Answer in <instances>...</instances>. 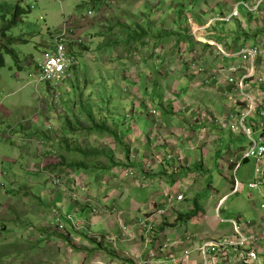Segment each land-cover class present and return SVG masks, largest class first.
<instances>
[{
    "label": "rangeland",
    "instance_id": "1",
    "mask_svg": "<svg viewBox=\"0 0 264 264\" xmlns=\"http://www.w3.org/2000/svg\"><path fill=\"white\" fill-rule=\"evenodd\" d=\"M198 1L204 3L205 1L209 2L206 3V6H203L205 13H202V16L205 21L213 19L215 16L226 14L223 11V8L226 7L225 2H229L228 0H117L116 2L118 3L115 4L113 3V0H0V58L3 59V65L0 66V114L2 115H0V173L3 175L0 177V204L5 208L10 205L11 202L14 204L13 211L9 209L10 211L0 214V217H4L2 222L0 221L2 226H5V228L10 227L13 230V228L23 226L25 222H27L26 220H31L33 215L35 216L36 214L34 207L37 204L38 198L36 199L35 196H32L30 201L35 200L30 206L22 202L17 203V199H20L22 196H19L20 193L14 189H18L19 191H22V193L23 191H26L28 194L33 193L37 196H41L45 210H40L39 213L46 212L47 209L51 207L50 205H52L51 197H54V195H51L50 193L51 185L50 180L46 175V171L50 169L57 170L62 176H64V179L66 177L69 179L70 173L71 178L73 172L70 171L68 173L67 169H63L62 167L66 166L64 163L68 164L70 161L75 162L81 160V158L83 159V156L80 155L79 149H92L94 151L96 149V153L99 152L101 156H99V158H97L98 156L93 157L90 159V162L95 163L96 166H99L98 168L107 167L108 161L113 157L116 161H125L126 163V150L124 151L120 148L121 142L118 140L119 137H117L116 133L126 136L127 139L135 138L138 133L137 128L134 127L136 124L140 132L143 133V136L146 139V144H148L149 135L151 133V120L142 112L144 109L146 112L147 107H140L134 113L132 103H135V101L130 96L131 93L136 94V91L134 89L129 91V87H132V83L123 82L119 77H116V80L119 81L107 78V76H112V73L110 70L103 67V57L105 55L101 42H104L103 39L108 38L112 41L115 37L121 38L124 36L122 38L124 39L126 37L124 34L125 32H129L128 30L133 34V25L127 30L122 24H126V22L123 21H127L128 19L134 20V23H137L138 21L140 27L137 28L141 31V27H143L147 32H154L155 36L151 32L153 38H158L161 42H165L170 40L172 36H176V38H171V40L166 43V51L164 48H161V59H164V61L161 63L162 67H159V69H161V71L164 69L167 70L170 65L166 64V62H168L171 57H175V55L179 53V50H184V52L187 51L185 48H180V46H178L179 43H177L176 40L179 37V34L193 37L191 23L200 17L198 12L200 13L203 11L202 9L196 8ZM181 6L184 8H181ZM185 6L190 7L186 9ZM90 11L94 12V15L90 16L91 19L95 18L96 14L99 15L98 17L100 18L96 21L99 26L103 23L106 24V26L114 27V33H116V35L113 36L110 29L103 26L102 28L104 30H102V28L96 30L98 32L95 35H98V37L95 40V45L93 44L95 48H91L92 50L86 53L80 52V48L75 49V51L78 52L77 54L81 64L74 70V78L67 81V83L58 90V93L60 94V103L56 104V97L51 94L48 84L41 83L38 85L35 78L30 75L35 73L38 69V66L42 61L43 53L55 48L57 43V40H55L56 37L64 32V22L76 18L73 23L76 29H78V33L81 34L83 26L87 25L90 21L83 22L82 20L89 16ZM257 18L258 14H251L245 8L240 9L239 20L247 23V29L250 28L249 25L252 19H254L253 22L256 23ZM127 22L130 25L132 23L130 20ZM238 23L239 22L236 19L230 21V23L214 22L211 29H217L221 32L225 31L227 33L229 30L237 31L239 28ZM163 27L167 29L164 30L162 29ZM197 27L198 26L196 25V32L200 33V30H198ZM141 35L144 36L146 34L145 32H142ZM102 36L103 38L99 39V37L101 38ZM82 37L85 45L90 44V41H92L87 34ZM183 39L184 37L181 36L180 42ZM195 39L199 42L202 41L200 36ZM149 41L150 40H147V42ZM175 42L177 43V46H175ZM99 45L100 48H98ZM173 47L174 51L172 50ZM104 48L105 54H109V56L115 54V46L113 44H111V46L105 44ZM165 56H167V59L164 58ZM175 58L177 59V57ZM172 62L175 63V60ZM105 63L110 64L109 62H104V64ZM117 68H122V65H118ZM111 70L113 71V69ZM126 88L128 91L125 90ZM143 89L142 94L147 95L148 86L146 83H144ZM149 90L155 96L154 104L151 103L153 105L152 108L159 112V110H162L163 108L162 93H159L157 90L152 91V88ZM9 112H11L12 115H8ZM90 114L95 117V120L90 118ZM253 117L255 124L261 123L259 122L258 118L260 117H258V115L255 114ZM253 117L248 119L249 122H252ZM151 119L154 122V117H151ZM192 123L195 126L201 127L197 125L194 120ZM50 124L52 126V132H49ZM102 124L106 125V128L101 130L100 125ZM107 127H112V129L109 130L110 128ZM260 131L253 132V138L255 141L260 139ZM7 133H9L7 138L2 136ZM33 137L44 139L48 143L47 147L55 149V152L40 154L38 145L29 141V138ZM154 140L156 141V139ZM245 142H247V147H249V140H245ZM147 146L148 145H144L140 150V162H146L147 160L148 162L146 164H149V161L155 159L160 151H167L165 149L154 148L153 153L147 159V152L146 150L144 151V149H147ZM130 150L132 158L134 156L136 159V154L132 152L136 150ZM30 152L37 156L33 158L37 171L39 170V174L31 173V175H38L41 178H39L40 180L35 177L32 179L29 177L24 178L27 182V189L24 190V187L21 185L16 183V185H12L9 179H13L15 174H20L21 171L28 174V171H25V169L31 160L28 156ZM226 152L227 149L224 148L223 152L219 154L218 160L219 166L224 167L225 173L219 170L210 172L209 174H211V177L209 176V178L205 180L206 186L203 189H199L195 185L193 186L195 191L192 193L197 194L199 199L195 198L200 202L201 208L204 210L205 214L212 217V214H215L216 216L217 213L214 212V210L210 211L209 208L211 207L214 209L219 197L232 190L235 177L241 182L242 186L238 193L229 195L226 203L222 205L221 218L223 221H221L219 215H217L216 218L209 220L213 226L211 229L208 228L206 233L201 235L203 238H216L219 236L230 235L232 227L229 221L233 219L237 220L241 218V220L247 222L256 221L259 218V211L261 210L259 207L262 203L264 204V191L263 194H260L258 191H252L248 187L249 183L253 182L255 179L256 161L254 159H249V161L242 164L239 169L234 170L223 160V156ZM37 153L39 154V157ZM37 158H39L38 161ZM10 160L16 161L11 162ZM151 168L157 171L161 166L153 164V167ZM128 171L129 167L126 169V175L132 177L127 174ZM135 171L137 170L135 169ZM65 174L67 175L65 176ZM185 175L186 173H183V175L181 174L179 177H184ZM121 177L125 176L123 175ZM121 177L119 176L118 179ZM172 177L175 178L174 175H172ZM146 178L149 179V174L146 175ZM112 179L105 178V182L109 183ZM35 180L40 184L36 185L35 188L33 187L31 190L29 187H31V183ZM16 182L21 183V179ZM83 184L89 191L90 185H88L87 182H83ZM208 185H211V187H208ZM10 189L12 190L11 193H9ZM262 190H264V187H262ZM60 191L67 194H69V191H73L72 193L74 195H71V197L75 201L85 204L82 201V197L84 196L83 192L79 190L77 186L75 188H70L68 192L63 189H57L54 194L57 195ZM14 193L18 195V197H14L11 201L9 198L10 196H13ZM185 193L188 195V199L181 202V209L188 205L194 208L195 198L191 199L190 196L192 193L189 194L188 190H186ZM87 197H89V195H87ZM144 197H146L145 194ZM91 198L93 197L91 196ZM92 201L89 200L88 203L91 204ZM167 203H169V201L165 202V205ZM62 205L65 206L66 214L61 210ZM159 205L161 204H155L156 210L151 212L149 216L156 214L155 212L158 210L157 208ZM54 206L56 207H51L53 219L55 218L54 215H56L55 212H58V210L62 211L66 216L70 214L84 221H88L87 219L91 214L95 215L92 209L87 213H74L76 205L73 204V206L69 208L67 203L63 204L60 197ZM98 207L100 208V212L105 209L103 212L112 215L107 211L113 209V205L111 207L108 206L107 208L104 206ZM175 207L177 206L171 208L172 214H174L173 210ZM55 208H57V210ZM199 209L198 206V211ZM192 211L194 210L191 209L189 212H185V214ZM89 213L91 214L89 215ZM168 213L169 212H167V214ZM176 213L178 216L185 215L180 214L178 211ZM196 213L197 214H195L193 218L182 223L177 222L176 219L174 221L173 219L172 221L174 222H169L170 220L167 222H161L162 226L158 227L157 221L156 226L154 227L156 241H161V243L168 240L175 241L177 237L183 235L185 232L192 234L196 240L197 238L201 240L202 237H198L197 234L192 232L197 230V226L195 225L198 223V217L196 216L198 215V212L196 211ZM161 216L168 219L166 214ZM25 217L26 219L21 220V218ZM199 218L205 220L203 212L199 215ZM4 220L7 224H3ZM62 222L67 224V220L64 216L62 217ZM54 225L55 226L51 225L50 227L53 235H55L54 239L57 238L61 242L65 241L64 238L66 237V234L58 229L57 224L54 223ZM87 225L88 224H86V226ZM179 225H181L182 228L188 226L191 231L185 230V232L174 237L172 240L167 236L163 239L164 236L161 235L162 231L165 229L176 230ZM123 226H126V224H122V227ZM127 226L130 228V238H133V233L131 232L132 229L130 225ZM114 237L117 236H109L111 241ZM118 237H121L122 240H126L121 236V231L118 234ZM27 238L29 239V237ZM10 239V241H15V245L12 249L7 246L5 247L3 244L4 240L0 239V258L4 261L6 258L5 254L9 253L10 256H7L8 258L5 260V263L53 264L51 254H48V256L46 255L47 258L36 256L37 254L43 256L41 254L42 248L40 245L38 246L37 240L34 239L35 241H29L22 234H11ZM159 245L160 244H158V246ZM56 247L57 244L54 243L53 246L45 249L44 252L47 254V251H53ZM256 248L260 254V264H264V246L257 244ZM19 252L24 253L23 256H21ZM195 255L197 256V260L192 261L191 264H198L200 261L197 252ZM17 259L19 261H17Z\"/></svg>",
    "mask_w": 264,
    "mask_h": 264
},
{
    "label": "crops",
    "instance_id": "2",
    "mask_svg": "<svg viewBox=\"0 0 264 264\" xmlns=\"http://www.w3.org/2000/svg\"><path fill=\"white\" fill-rule=\"evenodd\" d=\"M228 1L229 2H225L226 7L223 8L225 13H228L234 0ZM206 3L209 2H197L196 8L203 10L200 13L198 12L200 17L193 21L194 26L196 27L197 25L200 28L197 27V29L200 30V33H196L197 37H195V35H193V38L187 37L184 34H179V37L176 40V42L179 43L178 46H180V48L182 47L187 50H185L186 56L184 62L181 63V61L175 58L177 57L175 55V57H171V59L166 62V64L170 65L167 70L164 69L161 71V69H159V67H162L161 63L164 61V59H161V48H164L165 50V47L167 46L166 43L169 42L171 38H176V36H172L170 40L161 42L158 38H153L151 34L152 31L147 32L143 27H141L142 31L138 29L137 27H140L138 21L137 23H134V20L128 19L127 21H132L131 25L127 21H123L126 22L127 25L124 23L122 24L127 30L133 25V34L130 33V30H128L129 32L127 33L123 31L126 36L124 39H122L124 36L121 38L115 37L112 41L108 38L103 39L104 42H101L105 55L103 61L111 64H104L103 62V67L110 70L112 73V76H107V78H110V80H116V77H119L123 82L132 83V87H129V91H132V89L136 91V94L131 93L130 96L135 101V103H132V109H134L135 113L138 108L147 107L146 112L145 109L142 112L151 120L150 131L151 133L155 132L156 141L150 138V133L148 144H146V139L136 124L134 127L137 128L138 133L135 138L127 139L126 136H123L120 133L116 134L117 137H119L118 140L121 142L120 148L124 151L126 150V163L125 161H116L113 157L108 161L107 167L98 168L99 166L90 162V159L93 157L98 156L97 158H99V156H101V154L96 153V149L95 154H85L80 152L83 159L81 158V160L75 162L70 161L68 164L64 163L66 166L62 168L67 169L68 173L70 171L73 172L71 178L70 173L69 179L66 177L67 181L72 180L69 181L70 188H75L78 184L83 182H87V184L90 185L88 193L89 197L87 198H89L90 201L93 199V201L91 204H82L75 201L68 191L69 194L60 191L57 195L51 197L52 205L50 206L56 207L54 205H56L57 200L60 197L63 204L67 203L69 208L72 207L73 204L76 205L74 213H87L95 206H104L107 208L112 205L119 208L118 213L108 215L103 212L105 209L95 215L89 213V215H91L88 217V221L85 220L88 224L87 228L82 231L72 230L71 233L64 238L65 241L61 242L57 238L54 239L55 235H53L50 230L51 225L55 226L53 215L51 214L52 208L50 207L48 208L49 210L47 209L46 212L40 214V210H45L41 196L33 194V191L31 192L32 194H28L26 191H23L22 193V191L14 189L20 193L19 196H22L20 199H17V203L22 202L30 206L35 200L30 201L32 196H35L36 199L38 198L37 204L34 207L36 214L35 216L33 215V218L31 217V220H26L27 222H25L23 226L13 228V230L10 227L5 228V226H2V223H0V239L4 240L3 244L5 247L7 246L12 249L15 245V241H10L11 234H22L26 239L29 237V241H33L34 239L37 240L38 246L40 245L42 248L41 254L43 256L38 254L36 256L42 258L51 254L53 264H172L171 262L164 261L161 256L159 257V261L150 259L151 250L150 248L147 249L145 247L142 240L143 222L149 220L150 222L154 221L157 223L158 221V227H160L162 226L161 222H167L169 220V222H174L175 219L177 220V211L180 214L189 212L193 209L192 206L188 205L183 209L180 207L182 206L181 202L188 199V195L185 191L188 190L189 194H191L195 191L193 187L195 185L199 189H203L206 186L205 180H207L209 176L211 177V174H209L210 172L217 170L224 172V167L219 166L218 162L219 154L223 152V149H227V152L223 156V160L234 169V164H231L228 158L231 156L235 158V160H239L240 154L248 148V144L245 142L247 139L244 136L233 134L228 129L212 123L209 119L204 120L201 127L195 126L192 123L193 119L204 110L219 118H223L229 113L238 110L240 107L238 102L231 98V95L229 94L231 87L227 84V77L233 72L232 64L235 59L219 55L216 52L215 47L211 46L209 43L221 44L230 52L237 51L240 47L245 45L251 46L257 43L261 44L262 55L256 61V68L257 74L264 79V6L262 12L258 14L257 22L254 23V19L250 22V28H248L249 31L246 28L247 23H244V21H241L239 20L240 18H238L236 19L239 22V28L237 31L229 30L227 33L225 31L221 32L217 29H211L214 22L217 21H212L213 19L205 21L202 13H205L203 6H206ZM189 7L190 6H185L186 9ZM181 8L184 7L181 6ZM99 18L100 17L93 19L90 18L89 23L83 26L82 32L79 34L80 37L87 34V36L92 39L90 44L80 46V48L84 50V53L90 52L95 48L93 44L95 45V40L98 37V35H95L98 32L96 30L103 26L108 27L113 33V36L116 35V33H114V27L106 26V24L103 23L99 26L96 22ZM162 29L166 30L167 28L163 27ZM102 30L104 29L102 28ZM142 32H145L146 35L142 36ZM152 33L155 36V33ZM181 36H183L184 39L180 42ZM198 36L201 37V42L195 39L198 38ZM102 38L103 36L101 38L99 37V39ZM147 40L150 41L147 42ZM177 43L175 46H177ZM105 44L108 46L113 44L115 46V54L113 56L105 54ZM98 48H100V45ZM172 50L174 51V47ZM195 53L200 57L202 63L205 64L208 71L206 75H196L190 69L188 58H191ZM164 58L167 59V56ZM174 60L175 63L172 62ZM118 65H122V68H117ZM111 69H113V71ZM205 78L209 79V84L204 83L203 79ZM144 83L148 86L147 95L142 94ZM248 85L253 89L260 90L264 97V83L262 85H257L256 83L249 81ZM127 88L125 89L126 91H128ZM151 88L152 91L157 90L159 93L161 92L163 99V108L162 110H159V114L156 120L154 118V122L151 119V113L154 110L152 104H154L155 96L150 92L149 89ZM262 106L264 107V99ZM184 107L186 108L183 109ZM8 115H12L11 112H9ZM260 118H258L259 122H264V119L261 118L260 121ZM253 120L254 117L250 123L253 124L255 131L261 130V136H264V126H261V123L255 124ZM144 145H148L147 149H144V151L146 150L147 152V159L153 153L154 148L165 149L167 151L177 149L181 154V163L174 161L169 162L155 171L153 168L148 167V164H146L148 162L147 160L146 162H140V150ZM130 149L136 150L132 151L136 154V159L134 156L132 158ZM28 156L31 158L29 165L25 169V171H28V174L21 171L20 174L16 173L13 179H9L12 185H21L24 187V190L27 189V182L24 178L29 177L32 179L35 177L38 180L41 178L38 175H31V173L39 174V170L37 171L33 158L37 156L32 152H30ZM38 160L39 158H37V161ZM10 161L12 162L16 160ZM79 163H81V166H78ZM128 167L129 170L136 169L138 176L128 177L126 175V169H128ZM183 173H186V175L184 177H179V175H183ZM147 174H149V179L146 178ZM66 175L67 174H65V176ZM123 175L125 177H121ZM172 175H174L175 178L172 177ZM1 176L3 175L0 173V177ZM119 176L121 177L120 179H118ZM105 178L113 179L109 183H106ZM20 179L21 183H17L16 181ZM36 181L37 180L31 183V187H29L31 190L33 187L35 188L36 185L40 184ZM208 187H211V185H208ZM263 191L264 190H262L261 194H263ZM11 192L12 190L10 189L9 193ZM144 194L146 197H144ZM177 194H182L184 198L179 202L176 200L174 201L173 205L168 210L169 213H166L168 219L164 216V218L162 216H149L151 212L156 210V203L161 204L158 208L166 206L169 203L165 205V202H170V198ZM90 195L93 198H91ZM229 195H231V191L219 197L215 208L212 209L210 207L209 210H214V212L221 217V207L226 203ZM16 196L18 197V195L14 193L10 198L8 195V198L12 201ZM190 197L191 199L195 197L198 198L197 194L193 193ZM197 203L200 208L198 215H196L198 217V223L195 225L197 226V230L192 232L197 234L198 237H202L201 235L206 233L207 229H211L213 226L209 220L216 218L217 215L215 216V214H212V217H210L205 214L198 200ZM13 206V202H11L6 208L0 204V214L10 210L13 211ZM173 206H177L173 210L175 216L171 213V208ZM61 210L66 214L64 205H62ZM202 212L205 220L199 218V215L202 214ZM259 213V218L256 221H260L263 217L264 211L260 210ZM26 217L21 218V220L26 219ZM3 218L0 217L1 222ZM173 219L174 221H172ZM180 222L182 223L186 221ZM4 223L7 224L5 220L3 224ZM124 223L130 225L132 229L131 232L133 233V238L131 237L128 239L129 241L127 239L122 240L121 237H118V234L122 230V224ZM185 230H189V227L186 226L185 228H182L181 225H179L176 230L165 229L162 231L161 235L164 236L163 239L167 236L172 240L174 237L185 232ZM112 235H116L118 238L115 241H111L109 236ZM202 239L207 238L202 237ZM198 240L199 238H197V241ZM54 243L57 244L56 249L53 251L49 250L46 254L44 250L53 246ZM197 243L198 242L194 243L193 247L196 246ZM158 244H161V241H155L153 246L154 249ZM181 250L182 248L178 246L173 248L172 252L176 254L177 257H182ZM195 253L196 252L194 251L190 256L183 258L181 263L191 264L192 261H196L197 256ZM19 254L23 256L24 253L19 252ZM5 255V260L10 257L9 253ZM5 260L3 261L0 258L2 264L5 263ZM17 261L19 260L17 259Z\"/></svg>",
    "mask_w": 264,
    "mask_h": 264
},
{
    "label": "built area",
    "instance_id": "3",
    "mask_svg": "<svg viewBox=\"0 0 264 264\" xmlns=\"http://www.w3.org/2000/svg\"><path fill=\"white\" fill-rule=\"evenodd\" d=\"M116 1L117 0H113V3H118ZM263 6L264 0H234L228 13L215 16L212 21L227 23L234 19H238L240 18L241 8H245L251 14H260ZM92 15H94V12L90 11L89 16L82 21L88 22ZM96 16L98 17L99 15ZM96 16L95 18H97ZM75 20L76 18L64 22V32L56 37L55 40H57V43L55 48L43 53L42 61L38 69L35 73L30 75L35 78L38 85L41 83L48 84L51 94L56 97V104L60 103V94L58 90L62 88L67 81L74 78V70L81 64L77 54L78 52H76L75 49L84 45V40L80 37L78 29L74 26L73 22ZM191 24V32L197 37L196 27L193 23ZM209 44L215 47L219 55L235 59L232 64L233 72L227 77V84L231 87L229 92L231 98L235 99L240 107L238 110L229 113L223 118H219L204 110L193 120L197 125L202 126L204 120L209 119L212 123L228 129L233 134L244 136L249 140V147L240 154L239 160H235V158L231 156L228 159L231 164H234L235 170L239 169L242 164H244L245 160L249 161V159H254L256 161L255 179L253 182L249 183L248 187L252 191H258V193L261 194L262 187L264 186V136H261L258 141H255L253 138L255 129L253 124L248 120L255 114L264 119V107L262 106L264 97L260 90L253 89L248 85L249 81L257 85H262L264 83V79L257 74L256 68V61L262 55L261 44L257 43L251 46L245 45L240 47L237 51L231 52L227 51L221 44ZM80 52H84V50L80 48ZM176 56L177 59L183 63L186 52H184V50H179ZM188 60L190 69L194 74H207L208 71L205 64L202 63L200 57L196 53L192 55L191 58H188ZM203 81L206 84L210 83L208 78L203 79ZM158 114V111L154 109L151 113V117H154L156 120ZM261 126H264V122L261 123ZM49 128V132H52L51 124ZM2 136L7 138L9 133ZM150 137L154 140L156 138L155 132L151 133ZM29 141L38 145L40 154L55 152V149L47 147L48 143L42 138L37 139V137H33L29 138ZM181 160V154L177 149H172L168 152L160 151L155 159L149 161L148 167H153V164L164 166L173 161L181 163ZM127 174L132 177L138 176L135 170H129ZM46 175L50 180L51 195H55L54 193L57 189H63L65 191L70 190L68 181L66 178L64 179V176L57 170H47ZM241 186V182L235 177L231 194L238 193ZM77 188L83 192V203H88V188H86L83 183L78 184ZM72 192L69 191L71 195H74ZM183 198L184 196L182 194L174 195L170 198L169 204L158 208L154 216L158 217L165 215L175 200L182 201ZM260 209L264 211L263 203L260 205ZM92 211L94 214H98L100 208L95 206L92 208ZM117 211L118 207L114 206L113 209L107 212L109 214H114L117 213ZM61 212L60 210L55 212L54 223L58 225V229L64 234L69 235L72 230L82 231L87 228L86 221L78 219L73 215L66 216ZM63 216L66 218L67 224L62 222ZM221 221H223L222 218ZM229 223L232 227L230 235L197 241L192 234L185 232L183 235L177 237L175 241H165L154 249L153 246L156 241L154 227L156 223L147 220L143 222V243L147 249L150 248L151 250V260L159 261V257L161 256L164 261L171 262L172 264H182L181 260L190 256L194 251L197 252L200 258L198 264H260V254L258 253L256 245L260 244L264 246V214L260 221L247 222L239 218L237 220H230ZM121 236H123L124 239L130 238V228L127 225L122 227ZM116 238L117 237H114L113 240H116ZM196 242L198 243L193 247V244ZM178 246L182 248V257H177V255L172 252V249Z\"/></svg>",
    "mask_w": 264,
    "mask_h": 264
},
{
    "label": "trees",
    "instance_id": "4",
    "mask_svg": "<svg viewBox=\"0 0 264 264\" xmlns=\"http://www.w3.org/2000/svg\"><path fill=\"white\" fill-rule=\"evenodd\" d=\"M2 65H3V59L0 58V66H2ZM90 118L93 119V120H95V117L92 114H90ZM100 127H101V130H102V129L106 128V125L102 124V125H100ZM107 128H110L109 130L112 129V127H107ZM79 151L80 152H83L85 154H87V153L95 154V151L94 150L79 149ZM97 154H99V152H97ZM78 166H81V163H79ZM193 210L194 211H192L190 213H186L185 215L178 216L177 222H180V221H188L191 218H193L195 216V214H197L196 211L198 212V203H197V199L196 198L194 200V208H193Z\"/></svg>",
    "mask_w": 264,
    "mask_h": 264
},
{
    "label": "water",
    "instance_id": "5",
    "mask_svg": "<svg viewBox=\"0 0 264 264\" xmlns=\"http://www.w3.org/2000/svg\"><path fill=\"white\" fill-rule=\"evenodd\" d=\"M248 162V160H245V162L244 163H247Z\"/></svg>",
    "mask_w": 264,
    "mask_h": 264
},
{
    "label": "bare ground",
    "instance_id": "6",
    "mask_svg": "<svg viewBox=\"0 0 264 264\" xmlns=\"http://www.w3.org/2000/svg\"><path fill=\"white\" fill-rule=\"evenodd\" d=\"M204 39V38H203Z\"/></svg>",
    "mask_w": 264,
    "mask_h": 264
}]
</instances>
